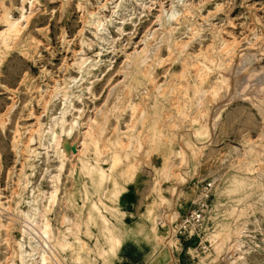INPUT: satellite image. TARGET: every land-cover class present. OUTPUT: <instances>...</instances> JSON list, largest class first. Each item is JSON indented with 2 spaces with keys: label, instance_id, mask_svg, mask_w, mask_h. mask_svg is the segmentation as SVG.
I'll list each match as a JSON object with an SVG mask.
<instances>
[{
  "label": "rangeland",
  "instance_id": "obj_1",
  "mask_svg": "<svg viewBox=\"0 0 264 264\" xmlns=\"http://www.w3.org/2000/svg\"><path fill=\"white\" fill-rule=\"evenodd\" d=\"M43 238L49 264H264V0H0V264Z\"/></svg>",
  "mask_w": 264,
  "mask_h": 264
},
{
  "label": "built area",
  "instance_id": "obj_2",
  "mask_svg": "<svg viewBox=\"0 0 264 264\" xmlns=\"http://www.w3.org/2000/svg\"><path fill=\"white\" fill-rule=\"evenodd\" d=\"M211 189L212 182H205L201 185L200 197L193 202L189 212L173 226V231L177 238H190L194 234L203 232V223Z\"/></svg>",
  "mask_w": 264,
  "mask_h": 264
},
{
  "label": "bare ground",
  "instance_id": "obj_3",
  "mask_svg": "<svg viewBox=\"0 0 264 264\" xmlns=\"http://www.w3.org/2000/svg\"><path fill=\"white\" fill-rule=\"evenodd\" d=\"M49 237H51V236H49ZM49 239L43 238L42 244L40 242V248H38V249L36 247L32 246V251L23 250L22 251L23 264H25L28 261H31L29 264H49L51 262L50 260H51V258H53V256H51V253H48L49 250L47 251V248L52 249L53 254H54V252H56L54 250V248L50 247L51 244H49L50 243ZM36 254H38V257H36ZM54 256H56V255H54Z\"/></svg>",
  "mask_w": 264,
  "mask_h": 264
},
{
  "label": "crops",
  "instance_id": "obj_4",
  "mask_svg": "<svg viewBox=\"0 0 264 264\" xmlns=\"http://www.w3.org/2000/svg\"><path fill=\"white\" fill-rule=\"evenodd\" d=\"M130 235V234H129Z\"/></svg>",
  "mask_w": 264,
  "mask_h": 264
}]
</instances>
